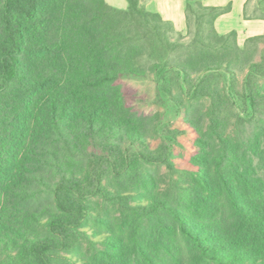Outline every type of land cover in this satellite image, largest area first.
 <instances>
[{"label": "trees", "instance_id": "obj_1", "mask_svg": "<svg viewBox=\"0 0 264 264\" xmlns=\"http://www.w3.org/2000/svg\"><path fill=\"white\" fill-rule=\"evenodd\" d=\"M197 4L185 41L143 0H0V264H264V58ZM145 81L218 151L177 166Z\"/></svg>", "mask_w": 264, "mask_h": 264}, {"label": "rangeland", "instance_id": "obj_2", "mask_svg": "<svg viewBox=\"0 0 264 264\" xmlns=\"http://www.w3.org/2000/svg\"><path fill=\"white\" fill-rule=\"evenodd\" d=\"M151 0H143L145 6H150ZM198 1L204 5L203 0H190L193 9L199 15L202 14V10L198 7ZM228 6V5H226ZM224 6V7H226ZM231 10V9H230ZM219 18V17H218ZM216 20V25L220 28L235 29L238 34V41L241 46H245L249 50L250 57H253L255 62H261L264 58V40L262 41H248L251 37L264 35V0H248L245 9L244 16L241 22L236 20H228L227 17L224 20ZM171 22V21H170ZM218 22V24H217ZM170 36L172 40L178 39L180 36L185 38V41H190L196 33L195 17L190 13V22L185 21L184 28H177V26L171 22L170 25ZM217 27V26H216ZM218 27V28H219ZM235 27V28H234ZM223 30V29H222ZM230 32V30H229ZM221 33V32H220ZM244 74L238 72L239 81L242 82L244 79ZM264 82V80H263ZM141 83V82H140ZM143 88L150 91V98L147 103V110L153 113L161 112L163 114V123L170 131L174 132L177 136V143H174V154L176 156V164L181 169H186V167H191L193 156L199 153L203 148L211 149V151H218L220 148L219 140L214 134L210 133L208 127V119L206 116L202 119L200 113H196L198 119H202V126L200 135L198 130H195L188 122L185 121L184 117L177 114V109L172 102L162 101L160 102L156 98L155 85L149 81L142 82ZM264 112V109H263ZM235 114H239V111H235ZM263 119L264 115H260ZM261 123V121H260ZM247 126L244 127L247 131V137L252 136L256 130V126L252 123H246ZM260 125V124H259ZM229 133L233 138V142L236 146H240L242 140L241 130L243 129L238 125L236 118H233L229 126ZM200 137V138H199ZM197 139L206 147L199 145ZM159 140H154V144L157 145ZM240 161L244 164H248V157L241 155ZM253 170L259 175H264V159L256 158L253 164ZM153 170L156 172L157 179L160 181L161 185H167L170 175V170L166 166L154 167ZM165 188V187H164Z\"/></svg>", "mask_w": 264, "mask_h": 264}, {"label": "crops", "instance_id": "obj_3", "mask_svg": "<svg viewBox=\"0 0 264 264\" xmlns=\"http://www.w3.org/2000/svg\"><path fill=\"white\" fill-rule=\"evenodd\" d=\"M106 2L119 9H125L128 6V0H106ZM188 2L189 0H151L150 6H147V8L159 12L165 20L173 22L177 28L180 29L185 26L186 7ZM203 2L208 6L224 7L226 5H231V10L219 16L218 21L224 20L227 17L228 20L241 22L248 0H203ZM216 26L222 34L228 33L229 30H235L232 28H220L218 25Z\"/></svg>", "mask_w": 264, "mask_h": 264}]
</instances>
